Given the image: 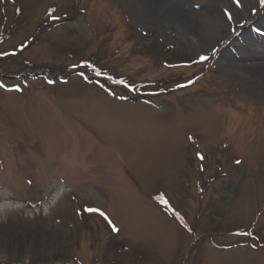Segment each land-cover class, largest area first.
<instances>
[{
  "label": "rangeland",
  "instance_id": "rangeland-1",
  "mask_svg": "<svg viewBox=\"0 0 264 264\" xmlns=\"http://www.w3.org/2000/svg\"><path fill=\"white\" fill-rule=\"evenodd\" d=\"M212 1L0 0V264H264V6Z\"/></svg>",
  "mask_w": 264,
  "mask_h": 264
},
{
  "label": "bare ground",
  "instance_id": "bare-ground-1",
  "mask_svg": "<svg viewBox=\"0 0 264 264\" xmlns=\"http://www.w3.org/2000/svg\"><path fill=\"white\" fill-rule=\"evenodd\" d=\"M241 2L245 4L246 0H240V3ZM211 4L212 5H210L208 9L202 11L201 13L196 14L195 12H193L195 14L194 16L197 17L198 15V18H200L203 21V23L206 25V32L203 35H201L202 33L201 34L198 33V38L195 39L197 40L196 44H198L199 48L202 46L209 47L210 45L215 43L219 38L225 35L227 33L226 31L229 28H231L233 24L236 23V18H237L236 13H241V10L243 9L242 6L238 7L236 5L235 0H213ZM220 4H230L231 5L232 11H233L232 14L230 13L232 17L231 19L228 18V15H226V13L224 15H221L219 12H217L215 8L217 5H220ZM263 25H264V22H263ZM188 27L192 28L190 27V24L188 23L187 20L179 26V28L182 30L183 33H186L188 31ZM253 34L255 35L256 38L258 37L255 32ZM253 34L251 31L246 32V38L248 40H251L254 37ZM263 37H259L261 38L260 40H262ZM245 56L256 57L248 53L245 54ZM226 58L231 61L234 60V56L231 55V53L229 52L225 53V59ZM256 58L260 59L262 58V55ZM254 66H252L254 69H259V71H262L264 69V60L259 62V64L256 65V67ZM54 198L52 202H55L58 199L57 195Z\"/></svg>",
  "mask_w": 264,
  "mask_h": 264
},
{
  "label": "trees",
  "instance_id": "trees-1",
  "mask_svg": "<svg viewBox=\"0 0 264 264\" xmlns=\"http://www.w3.org/2000/svg\"><path fill=\"white\" fill-rule=\"evenodd\" d=\"M55 11V7L54 6H51L49 9H48V11L46 12V17L47 16H50V15H52L53 14V12ZM88 62H90L91 63V67H92V69L93 70H95V71H99V72H108V73H111V71L109 70V69H105V68H102V66L101 65H99L98 63H97V60H95V59H93V58H90V59H88ZM191 62V61H190ZM128 82L130 83V84H132V85H134L135 84V86H137L139 89H141V90H144V87H147L148 85H150L149 83H146V82H131V80L129 79L128 80ZM136 83H146L147 85L146 86H142V85H145V84H142V85H137ZM154 198H155V200H158V196H153ZM88 213V214H87ZM84 214H86V215H90V212H84ZM80 215H82V214H80ZM185 225H188L187 223H185ZM23 225H21L20 226V228H22L23 229ZM193 231V230H192ZM40 232V229H38V230H36L34 233L35 234H37V233H39ZM25 235V234H24Z\"/></svg>",
  "mask_w": 264,
  "mask_h": 264
},
{
  "label": "snow or ice",
  "instance_id": "snow-or-ice-1",
  "mask_svg": "<svg viewBox=\"0 0 264 264\" xmlns=\"http://www.w3.org/2000/svg\"><path fill=\"white\" fill-rule=\"evenodd\" d=\"M235 3H236V5H237L238 7L241 6V5H240V0H235ZM260 4H261L262 6H264V0H260ZM228 18H229V19L232 18L230 13L228 14ZM4 55H6V53H5ZM201 59H202V60H207L208 57H207V56H202ZM120 83H124V81H120ZM200 159H201V160L204 159V156H203L202 154L200 155ZM86 211H88V212L98 213L100 216L104 217V219H105L106 221H108V223L111 225L113 231H119V229L116 228V226L112 223V221L109 219V217L106 215V213H105L104 211H102L100 208H88V209H86Z\"/></svg>",
  "mask_w": 264,
  "mask_h": 264
}]
</instances>
